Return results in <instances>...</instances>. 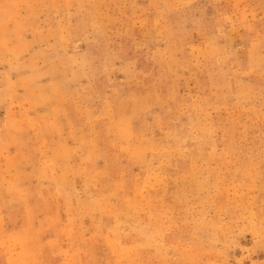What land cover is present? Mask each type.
<instances>
[{
  "label": "rangeland",
  "instance_id": "374dc122",
  "mask_svg": "<svg viewBox=\"0 0 264 264\" xmlns=\"http://www.w3.org/2000/svg\"><path fill=\"white\" fill-rule=\"evenodd\" d=\"M0 264H264V0H0Z\"/></svg>",
  "mask_w": 264,
  "mask_h": 264
}]
</instances>
